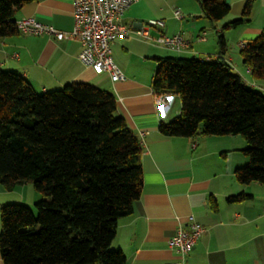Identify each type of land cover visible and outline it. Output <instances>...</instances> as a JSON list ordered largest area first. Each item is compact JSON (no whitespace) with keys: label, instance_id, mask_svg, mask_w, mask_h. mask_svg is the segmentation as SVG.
I'll return each mask as SVG.
<instances>
[{"label":"trees","instance_id":"obj_1","mask_svg":"<svg viewBox=\"0 0 264 264\" xmlns=\"http://www.w3.org/2000/svg\"><path fill=\"white\" fill-rule=\"evenodd\" d=\"M38 0H0V38L20 33L14 14ZM214 23L229 13L224 0H195ZM224 24L235 28L249 15ZM220 52L226 49L218 36ZM253 80H264V28L239 49ZM153 92L180 98L179 114L160 122L165 136L239 135L247 162L233 170L240 184L264 185V94L229 63L196 56H154ZM141 139L117 113L115 95L72 81L39 93L20 73L0 67V184L10 191L30 182L41 194L32 210L0 207L4 264H124L112 248L117 222L142 191ZM252 197L239 192L228 203Z\"/></svg>","mask_w":264,"mask_h":264},{"label":"crops","instance_id":"obj_2","mask_svg":"<svg viewBox=\"0 0 264 264\" xmlns=\"http://www.w3.org/2000/svg\"><path fill=\"white\" fill-rule=\"evenodd\" d=\"M224 1L230 7L229 13L211 23L195 0H136L122 17L131 31L111 43L112 58L123 75L118 81L82 65L77 57V40L22 33L0 38L1 68L20 73L39 93L72 81L89 82L111 91L117 113L140 137L142 191L131 213L118 220L112 242L113 249L124 253V264H165L174 260L177 255L168 247V240L180 227H186L190 215L205 231L184 264H264V185L240 184L233 175L235 167L247 162L244 155L235 153L246 142L239 135L199 134L187 138L160 134L159 123L176 117L181 103L178 94L172 93L167 107L156 106L151 87L154 56H216L229 63L234 72L241 76L243 72L252 80L239 49L264 28V0H251L249 15L235 28L223 26L241 16L247 0ZM174 10H179L183 18L176 19ZM22 16L69 31L73 26L72 0L32 1L17 10L13 19ZM149 19L164 21L162 28L150 29L153 37L159 32L180 33L188 46L178 51L140 39L135 30ZM220 34L226 44L223 52L218 43ZM239 192L252 197L236 203L226 201L228 195ZM40 197L30 182L19 183L10 191L0 184V207L9 202L31 207ZM0 264H4L1 254Z\"/></svg>","mask_w":264,"mask_h":264},{"label":"built area","instance_id":"obj_3","mask_svg":"<svg viewBox=\"0 0 264 264\" xmlns=\"http://www.w3.org/2000/svg\"><path fill=\"white\" fill-rule=\"evenodd\" d=\"M136 0H72L73 26L69 31H61L50 25L41 23L31 16H22L15 20L16 29L26 35H46L56 40H77L80 43L78 60L86 67H90L95 74H107L111 81L123 78L122 72L111 55V43L128 35L131 31L123 22L125 11ZM176 19H182L179 10H174ZM164 21L149 19L144 25L135 30L136 36L145 42H152L167 49L181 50L188 46V42L180 34L166 35L159 32L156 37L150 33L151 28H162ZM198 39L204 40V36ZM244 44H241L243 46ZM215 59L214 57H204ZM247 82L246 80H244ZM253 85V83H250ZM172 93L153 92V100L158 107H167ZM205 228L190 215L186 227H180L174 236L168 240V247L174 250L176 258L165 264H184L186 255L194 246Z\"/></svg>","mask_w":264,"mask_h":264},{"label":"rangeland","instance_id":"obj_4","mask_svg":"<svg viewBox=\"0 0 264 264\" xmlns=\"http://www.w3.org/2000/svg\"><path fill=\"white\" fill-rule=\"evenodd\" d=\"M171 56H175V55H171ZM244 69V68H243ZM241 74H242V76H243V78H245V80H247V83L248 84H250V83H254V81H256V84H255V88L256 89H259L263 94H264V89H263V87H262V85L261 84H263L264 85V80H253V78H252V80H250V79H248V77L246 76V75H244V73L243 72H241ZM237 155H243L242 154V152L241 151H238V152H235ZM31 207V209L32 210H34L35 211V208H34V204L33 205H30Z\"/></svg>","mask_w":264,"mask_h":264}]
</instances>
